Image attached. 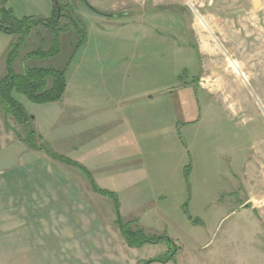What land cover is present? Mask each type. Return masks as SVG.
<instances>
[{
    "label": "rangeland",
    "instance_id": "obj_1",
    "mask_svg": "<svg viewBox=\"0 0 264 264\" xmlns=\"http://www.w3.org/2000/svg\"><path fill=\"white\" fill-rule=\"evenodd\" d=\"M123 1L124 5H119L117 0L106 3L104 11H99L118 15L125 11L144 10L146 14L141 19L145 25L143 32H140L139 25L136 27V20L132 21L134 16L103 17L81 0H61L63 5L72 4L74 20H79L76 23L85 29V41L77 45L75 27L71 28L72 23L63 18L61 27L70 29L60 34L61 52L46 60L27 59L28 54L37 50L48 51L52 43L51 32L36 27L25 39L13 70L17 74L26 68L65 71L70 93L73 81L77 83L78 80V91L86 93V87L82 88L80 83L86 82L83 79L91 73L112 79L127 78L130 96L149 94L159 106L161 121L176 126L180 145L184 146L185 168L189 169L186 176L184 168L183 181L178 183L180 188L175 182L162 181L167 178L155 173L160 162L161 166L164 160L171 164L177 151L160 155L162 160L151 155L146 158L149 165L137 168L144 176L148 171L149 186H154L152 192H165L163 199L153 202L165 216V223L155 224L156 217L149 213L146 221L150 224L144 223L146 227L137 220L128 221L119 204L124 222H136L133 226L141 228L148 237L165 235L177 247L174 260L153 264H264V0H257V7L254 0ZM143 1L144 4L139 5L138 2ZM49 3H52V9L45 13L35 8L27 11L22 0H0V9L11 10L17 20L49 19L52 0ZM121 24L135 27L123 30ZM0 37L4 38L0 39L2 46L9 42L13 45L18 40V37L2 32ZM232 64L239 67V72L234 71ZM119 65L127 67L121 74ZM6 72L1 74L0 71V74L4 76ZM185 85H190L200 100L198 106L186 108L182 113V120L186 123L179 119L175 121L179 111L168 100L170 94L178 96L181 93L178 90ZM13 97L27 115L40 116L41 106L33 104L22 94L14 93ZM167 106L170 107L167 109ZM0 109L1 139L8 142L13 138L17 141L26 139L28 130L33 127L25 126L27 122L20 124L13 115H7L1 104ZM38 143L36 135L34 144L41 146ZM44 147L46 151L74 161L68 150L62 153L49 145ZM12 152L17 160L27 155L23 148L1 150V161L4 160L1 172ZM66 167L70 173H81L87 178L79 168ZM5 169L7 173L8 168ZM153 172L155 174L150 176ZM145 184L143 187L148 193L150 187ZM104 190L114 193L119 200L117 191L112 188ZM179 191L182 198L175 203ZM102 199L111 203L102 218L111 222L112 228L118 232L114 202L109 197L102 196ZM104 205L101 204L102 209ZM48 207L51 209L50 204ZM41 215L33 214L31 219L33 251L42 247L38 243L46 241L45 233L48 241L51 236L55 237L56 229H50L49 220V228L42 230ZM59 240L61 238L55 237L50 242L53 245L46 247L48 258L43 256L45 260H35L40 256L34 253L31 261L0 264H144L164 256L170 249L165 242L133 249L127 245L129 250L122 244L127 252L114 246L111 254L102 252V249L89 254L92 251L87 252L81 244L84 243L82 239L79 245L71 239H64V244L57 246Z\"/></svg>",
    "mask_w": 264,
    "mask_h": 264
},
{
    "label": "crops",
    "instance_id": "obj_2",
    "mask_svg": "<svg viewBox=\"0 0 264 264\" xmlns=\"http://www.w3.org/2000/svg\"><path fill=\"white\" fill-rule=\"evenodd\" d=\"M22 1L29 12L31 8L39 9L40 13L52 9L49 0ZM112 1L115 3V0H87L98 10H102L106 3ZM118 2L119 5H124L123 0H117ZM138 3L143 5L144 1ZM127 12L118 14V17L134 16L132 21L136 20V27L139 25L140 32H143L145 25L141 19L145 17L144 10ZM122 24L123 30L135 27ZM10 45V42L6 46L0 43L1 74L7 69L6 59ZM126 68V65L123 68L119 65L120 74ZM1 74L0 80L7 72L4 76ZM83 80L86 82L80 84L82 88L86 87V93L78 91L79 80L77 83L73 81L70 93L67 82L62 99L36 104L41 106L40 116L28 115L33 119L27 121L25 126L33 127L38 135L39 145H49L62 153L64 150L70 151V157L90 171L100 189L112 188L117 191L120 211L128 221L137 220L146 227L144 223L151 214V217H156L154 223L162 225L165 223V216L157 210L159 206L155 207L153 202L163 199L165 192H152L151 188L154 189V186H149L148 171H144V176L137 168L141 169L144 164L149 165L146 158L151 155L162 160L160 155L177 151L178 154L172 157L171 164L164 160L161 166L160 162L155 173L167 178L162 181L175 182L177 187L180 186L178 183L183 181L186 161L184 146L180 145L176 126L165 123V120L161 121L159 106L149 94L130 96L127 78L112 79L91 73V76L89 74ZM49 82L52 83L51 80ZM178 92H181L178 96L170 94L168 100L179 111V117L175 121L179 119L186 123V120H182V113L186 108L198 106L199 95L190 85H185ZM11 147L15 150L23 148L27 155L17 157V160L14 152L9 153V160L1 172V162L4 161H1V150ZM63 164L49 157L44 150L33 149L21 140L13 138L12 142H8L0 137V262L31 261L34 253L40 256L35 260H45L43 256L48 254L46 247L53 245L50 242L55 237L61 238L57 246L63 245L64 239H71L79 245L82 239L84 243L81 244L86 247L87 252L92 251L89 254L101 249L102 252L111 254L114 246L125 249L124 245L129 248L119 229L117 232L115 227L112 228L111 222L102 218V213L106 216L105 208H111V203H107L101 195L93 191L84 175L73 171L70 173L71 170L66 167L68 165ZM5 168H8L7 173ZM144 183L150 187L148 193L145 192ZM175 198V203L182 198L180 191ZM101 204H105L104 209ZM36 213L43 215L40 217V225L44 227L42 230L49 228L48 220L51 222L50 229H56V232L53 231L55 237L51 236L50 241L47 240V233L45 237L41 234L46 241L38 243L39 247L44 246L39 251H33L32 247L34 228L31 219ZM127 249L123 252H127Z\"/></svg>",
    "mask_w": 264,
    "mask_h": 264
},
{
    "label": "trees",
    "instance_id": "obj_3",
    "mask_svg": "<svg viewBox=\"0 0 264 264\" xmlns=\"http://www.w3.org/2000/svg\"><path fill=\"white\" fill-rule=\"evenodd\" d=\"M81 1L97 14L109 18L120 16L117 14H106L92 7L87 0ZM52 2V16L49 19L24 18L22 20H17L13 17L11 10H7L5 7L0 9V32L18 37V40L15 44L11 45L10 51L7 54V74L0 80V104L4 108V112L7 115H13L20 124L30 121L33 118L25 113L22 105L14 99L13 93L26 96L27 99L34 104H47L60 101L67 87L66 72L62 70L26 68L21 74H17L13 70V63L18 57L25 39L31 34L32 30L39 26L48 29L52 34V43L48 51L37 50L28 54L26 57L27 59L35 58L38 60H46L56 57L61 52L60 34L61 32L67 33L70 29L69 27H61L63 18L68 19V21L72 23L71 28L75 27L79 43H77V45L80 46L81 43L85 41V29H81V27L78 26L76 21L79 20H74L75 11L72 4L63 5L61 0H52ZM2 21H4L6 25H3L4 22ZM49 80L52 81L51 85H49ZM28 131L26 139L23 140L25 144L33 149L46 151L43 146H36L34 144V139L36 138L34 129ZM46 152L48 156L54 160L79 168L87 176L94 192L113 200L117 216L115 223L129 247L140 248L144 245H157L162 242L168 244L170 249L164 256L151 259L144 264H153L156 262L168 263L175 259L178 249L173 244L172 240L165 235L148 237L141 228L133 226L136 222H124L119 212V200L117 196L112 192L98 188L91 173L84 166L50 150ZM186 170L188 171L189 169L185 168V173ZM187 175L186 173V176Z\"/></svg>",
    "mask_w": 264,
    "mask_h": 264
},
{
    "label": "bare ground",
    "instance_id": "obj_4",
    "mask_svg": "<svg viewBox=\"0 0 264 264\" xmlns=\"http://www.w3.org/2000/svg\"><path fill=\"white\" fill-rule=\"evenodd\" d=\"M232 67H233V69H234V71L237 73V72H239V67L237 66V65H235V64H232ZM242 73V72H241ZM242 76H244V74H242Z\"/></svg>",
    "mask_w": 264,
    "mask_h": 264
},
{
    "label": "water",
    "instance_id": "obj_5",
    "mask_svg": "<svg viewBox=\"0 0 264 264\" xmlns=\"http://www.w3.org/2000/svg\"><path fill=\"white\" fill-rule=\"evenodd\" d=\"M255 1V5H256V7L258 6V1L257 0H254Z\"/></svg>",
    "mask_w": 264,
    "mask_h": 264
}]
</instances>
